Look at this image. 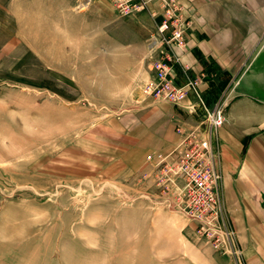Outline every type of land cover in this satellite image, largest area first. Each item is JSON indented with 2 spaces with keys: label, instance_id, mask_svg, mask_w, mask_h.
<instances>
[{
  "label": "rangeland",
  "instance_id": "1",
  "mask_svg": "<svg viewBox=\"0 0 264 264\" xmlns=\"http://www.w3.org/2000/svg\"><path fill=\"white\" fill-rule=\"evenodd\" d=\"M7 1L0 0V264H264L260 230L241 239L221 199L215 221H197L189 177L167 171L178 157L163 162L167 169L148 161L134 172L126 161L97 157L90 138L140 91L126 43L141 34L148 44L149 15L116 14L124 45L116 63L109 32L97 35L103 50L90 47L88 32L82 47L65 49L75 62L49 65L11 42ZM101 55L103 70L92 62Z\"/></svg>",
  "mask_w": 264,
  "mask_h": 264
},
{
  "label": "crops",
  "instance_id": "2",
  "mask_svg": "<svg viewBox=\"0 0 264 264\" xmlns=\"http://www.w3.org/2000/svg\"><path fill=\"white\" fill-rule=\"evenodd\" d=\"M63 1L8 0L5 13L13 23L11 42L27 47L43 63L66 65L75 62L66 48L82 47V37L95 32L86 40L90 47L103 50V39L96 38L109 32L107 47L116 63L124 45L111 0ZM180 1L191 18V28L185 49H176L180 64L175 67V80L182 83V67L188 68L189 74L199 77L208 101L220 100L225 105V121L217 132L223 209L241 239H257L259 232L264 239V0ZM147 6L133 15H149L152 31L155 21L149 11H157V5L149 1ZM130 41L127 57L143 80L140 91L126 95L128 107L90 139L97 157L126 161L134 172L148 163V156L154 159L171 152L180 138L177 125L198 127L205 135L208 126L192 95L181 105H173L156 102L142 92L151 72L149 62L144 69L149 44L141 34ZM92 62L103 70V55ZM68 71L77 78L72 67ZM258 254L263 257L264 251Z\"/></svg>",
  "mask_w": 264,
  "mask_h": 264
},
{
  "label": "built area",
  "instance_id": "3",
  "mask_svg": "<svg viewBox=\"0 0 264 264\" xmlns=\"http://www.w3.org/2000/svg\"><path fill=\"white\" fill-rule=\"evenodd\" d=\"M149 1L156 3L157 11H149L155 21L154 31L148 39L152 76L144 83L142 92L156 102L173 105H181L192 95L207 123L208 134H202L198 127L177 125L176 132L180 138L171 152L159 154L154 159L148 156L147 160L161 165L167 158L178 157L177 162L172 164L173 169H167L170 165L163 163L164 168L168 172L173 170L179 179L183 174L189 177L187 186L191 200L188 205L193 204L201 209L198 222L210 223L217 219L216 206L221 199V153L217 132L225 121V105L220 100L208 104L199 87V77L189 74L188 68L182 67V83L175 80V67L180 64L176 49H185L186 35L191 28V18L185 14L180 0H111L117 13L122 16L147 9ZM194 194H201V197Z\"/></svg>",
  "mask_w": 264,
  "mask_h": 264
},
{
  "label": "trees",
  "instance_id": "4",
  "mask_svg": "<svg viewBox=\"0 0 264 264\" xmlns=\"http://www.w3.org/2000/svg\"><path fill=\"white\" fill-rule=\"evenodd\" d=\"M208 104H211V102L208 101L207 97L203 94Z\"/></svg>",
  "mask_w": 264,
  "mask_h": 264
}]
</instances>
